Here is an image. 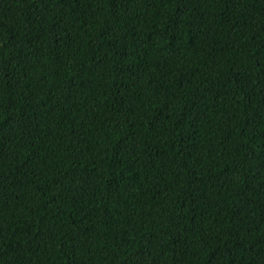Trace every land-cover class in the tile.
<instances>
[{
  "label": "trees",
  "instance_id": "1",
  "mask_svg": "<svg viewBox=\"0 0 264 264\" xmlns=\"http://www.w3.org/2000/svg\"><path fill=\"white\" fill-rule=\"evenodd\" d=\"M0 264H264V0H0Z\"/></svg>",
  "mask_w": 264,
  "mask_h": 264
}]
</instances>
